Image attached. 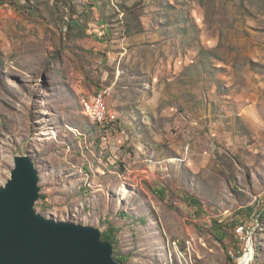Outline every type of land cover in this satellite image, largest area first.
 <instances>
[{"label":"rangeland","instance_id":"obj_1","mask_svg":"<svg viewBox=\"0 0 264 264\" xmlns=\"http://www.w3.org/2000/svg\"><path fill=\"white\" fill-rule=\"evenodd\" d=\"M25 155L120 264H264V0H0V186Z\"/></svg>","mask_w":264,"mask_h":264},{"label":"water","instance_id":"obj_2","mask_svg":"<svg viewBox=\"0 0 264 264\" xmlns=\"http://www.w3.org/2000/svg\"><path fill=\"white\" fill-rule=\"evenodd\" d=\"M39 183L31 157L15 156L0 186V264H120L98 228L37 213Z\"/></svg>","mask_w":264,"mask_h":264},{"label":"bare ground","instance_id":"obj_3","mask_svg":"<svg viewBox=\"0 0 264 264\" xmlns=\"http://www.w3.org/2000/svg\"><path fill=\"white\" fill-rule=\"evenodd\" d=\"M92 101L96 102V111H99V109L103 108V104H102L103 98L102 97H99V98L95 97ZM87 111L89 112L90 116L92 117L94 121H99L97 120V118H101L102 115H105V112H101L100 115H96L97 118H95L93 116L94 114L92 115L89 109H87ZM252 256H253V249L251 247H248L245 253L243 254V256L239 259L238 264H248L252 260Z\"/></svg>","mask_w":264,"mask_h":264},{"label":"built area","instance_id":"obj_4","mask_svg":"<svg viewBox=\"0 0 264 264\" xmlns=\"http://www.w3.org/2000/svg\"><path fill=\"white\" fill-rule=\"evenodd\" d=\"M86 108L89 109L90 113H92L94 115H100V113H101V111H96V102H93L92 104H86ZM108 126H110L111 129L113 127L112 125H108ZM239 232H240L241 236L245 235L247 237V229H246V227L240 228Z\"/></svg>","mask_w":264,"mask_h":264},{"label":"trees","instance_id":"obj_5","mask_svg":"<svg viewBox=\"0 0 264 264\" xmlns=\"http://www.w3.org/2000/svg\"><path fill=\"white\" fill-rule=\"evenodd\" d=\"M40 199H42V197L40 198ZM192 201H194V200H192ZM194 203H196V201H194ZM240 226V225H239ZM241 226H243V225H241ZM101 235H102V240L103 241H109L112 245H113V242H112V237H113V235H114V233H113V231L112 230H108L106 233H101ZM239 258V256H237V259ZM115 260L117 261V262H119V263H121V260L120 259H116L115 258Z\"/></svg>","mask_w":264,"mask_h":264},{"label":"crops","instance_id":"obj_6","mask_svg":"<svg viewBox=\"0 0 264 264\" xmlns=\"http://www.w3.org/2000/svg\"><path fill=\"white\" fill-rule=\"evenodd\" d=\"M115 80H114V82L111 84V86H109V87H104L103 89H105V88H108L109 90H110V93H109V95H111V93L112 94H115L116 93V90H115V88H116V84H117V76L114 78ZM102 90V89H101ZM95 95V94H94ZM110 114V113H109Z\"/></svg>","mask_w":264,"mask_h":264}]
</instances>
